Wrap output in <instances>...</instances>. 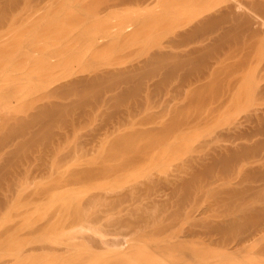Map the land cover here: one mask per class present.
Masks as SVG:
<instances>
[{
    "label": "rangeland",
    "instance_id": "rangeland-1",
    "mask_svg": "<svg viewBox=\"0 0 264 264\" xmlns=\"http://www.w3.org/2000/svg\"><path fill=\"white\" fill-rule=\"evenodd\" d=\"M233 5L0 0V264H264V100L206 86Z\"/></svg>",
    "mask_w": 264,
    "mask_h": 264
},
{
    "label": "bare ground",
    "instance_id": "bare-ground-1",
    "mask_svg": "<svg viewBox=\"0 0 264 264\" xmlns=\"http://www.w3.org/2000/svg\"><path fill=\"white\" fill-rule=\"evenodd\" d=\"M239 1H241V0H235V5H233V6H236V10H238L237 9V7H239L240 9H242V10H240L239 9V11H236V14H237V12L239 13V16H236L235 14H231V13H235V10L233 11L232 10V8L234 9V7H232L231 6V10L229 9V11L231 12V11H233V12H226V11H228V9L225 11V10H223L222 12H226V13H228L229 14V17H231V19H232V17L234 16L235 18H233V20H230L228 17H222V18H225L226 19V23H225V25L228 23V21H227V18L229 19V24H230V21H233V27H234V29H232L231 27H228L227 25V29L226 28H224V27H226V26H223L224 25V22L223 23H221L222 21H220V20H217V19H220L221 18V16H220V18L216 15V17H218L217 19L216 18H208V19H206L205 20V26H206V28H207V22H208V24L210 23V20H212V23H213V21H214V19L215 20H217L220 24H219V27L216 29V31L213 33H210L209 34V32H208V34L205 32V34L206 35H204V42H205V53H204V55L206 56V58L208 59H205V62L207 61V65H206V67L205 68H207V69H205L206 71V79H208V81L206 80V86L208 87L207 88V90L210 88V86H211V84H212V78L214 77V76H216V78L218 77V79L219 80H221V81H223L224 82V85H222V86H226L225 88H227V82L229 83V85L230 86H228V87H230L229 89H231V90H229V93L232 91V90H234V92H232V94L231 95H233V97L236 99V98H241V99H247V98H249V97H251V100H250V98H249V100L251 101V103H249V101H248V104H250V105H248L247 106V108H250L252 105L251 104H253V100H254V98H258V100H264V0H252V2L250 1V3L251 4H247V3H245V1L246 0H243L244 1V3H245V5H249V8H247L246 6L244 7L243 5H241V4H244L243 3V1L242 2H240L239 3ZM237 2V3H236ZM247 2L249 3V0H247ZM229 4V3H228ZM223 6V5H222ZM225 6H227V5H225ZM224 6V7H225ZM221 8H223V7H221ZM228 8V7H227ZM245 8V9H244ZM247 8V9H246ZM220 9V8H219ZM224 9V8H223ZM244 9V10H243ZM220 11V10H219ZM217 12H218V10H217ZM222 12H219V14L220 15H223V16H225V13L224 14H221ZM230 15H233V16H230ZM238 15V14H237ZM227 16V15H226ZM210 17V16H209ZM221 18V19H222ZM223 21H225L224 19H223ZM218 22H217V24H218ZM211 23V25H213ZM230 26V25H229ZM210 28H211V26H210ZM209 28V29H210ZM209 29L208 30H206V31H209ZM233 31V32H232ZM210 32H211V30H210ZM231 32H232V34H231ZM231 34V35H230ZM227 38V39H226ZM224 41V42H223ZM213 42L214 43H217V44H215L216 46H218V50H216L215 51V53H214V61H209V60H212V57H213V54H211L212 53V50H214L215 49V45H214V47L212 46L213 45ZM218 43H219V45H218ZM223 44V45H222ZM220 45H221V49H222V51H221V49L219 48L220 47ZM212 48H214V49H212ZM217 48V47H216ZM219 49H220V51H219ZM218 51V52H217ZM205 56H204V58H205ZM210 56H212V57H210ZM209 57L211 58V59H209ZM209 61V62H208ZM211 62V63H210ZM213 63V64H212ZM206 64V63H205ZM216 78L214 79V80H216ZM216 82V81H215ZM216 86V85H215ZM217 87V86H216ZM215 87V88H216ZM214 87H213V90L215 89ZM219 88H221V86L219 85ZM223 88V87H222ZM221 88V89H222ZM212 89V88H211ZM220 90V89H219ZM225 90V89H224ZM227 90V89H226ZM209 91H212V90H209ZM228 91V90H227ZM226 92V91H225ZM208 93H210V92H208ZM218 93H219V91H218ZM226 93H228V92H226ZM228 93V95H227V97L229 98L230 97V94ZM215 94V93H214ZM223 94V93H222ZM221 94V95H222ZM217 95V97L219 96V94H216ZM225 95V94H224ZM209 96H211V94H209ZM223 96V95H222ZM213 97H214V95H213ZM220 97V96H219ZM225 97V96H224ZM226 97V98H227ZM225 98V100H227L226 102H228V103H230L231 101H232V97H231V100L229 101V99H226ZM208 99V98H207ZM216 99H218V98H216ZM223 99V98H222ZM224 100V99H223ZM257 100V101H258ZM208 101V100H207ZM206 101V102H207ZM236 101H238V99L236 100ZM243 101V100H242ZM225 102V101H224ZM224 102H222L221 103V101L220 102H217V104H219V103H221V110H222V105L224 104ZM225 102V103H226ZM234 102V101H233ZM255 102V101H254ZM209 103V102H208ZM212 103H213V101H212ZM239 103V102H238ZM243 103V102H242ZM256 103V102H255ZM261 103H262V101H261ZM207 104V103H206ZM211 104V103H210ZM233 104V103H232ZM235 104V103H234ZM245 104V103H244ZM247 104V103H246ZM259 104V103H258ZM212 105V104H211ZM211 105H210V107H211ZM225 105V104H224ZM230 106H231V104H229ZM237 106H239L238 104H236ZM227 106V105H226ZM226 106L224 107V108H226ZM229 106V107H230ZM236 106V107H237ZM243 105H241V108L243 109H240V108H238V110L237 109H235V110H237V113H238V111L239 112H241V114H243L244 113V110H247V108H246V106L244 105V107L245 108H243L242 107ZM209 107V106H208ZM209 107V108H210ZM219 107V106H218ZM229 107L227 106V110L229 109ZM234 107V106H233ZM235 107V108H236ZM258 107V106H257ZM262 107V106H261ZM208 108V109H209ZM212 108V107H211ZM210 108V109H211ZM219 108V109H220ZM231 108V107H230ZM251 108H253V107H251ZM255 108V109H254ZM252 110L253 111H255L256 110V112H257V109H256V106L254 107ZM263 108V107H262ZM219 109H217L218 111H220ZM224 110V109H223ZM232 110H234L233 108H232ZM209 112H210V110H208ZM226 111V110H225ZM242 111H243V113H242ZM251 111V110H250ZM262 111H264V110H262ZM220 113V112H219ZM225 113V112H224ZM232 113V115L231 114H229L228 113V115H230V117H232V119L234 120V118H233V113H236V111H234V112H231ZM236 113V114H237ZM249 113V112H248ZM251 114H253L252 112H250ZM258 113V112H257ZM260 113H262L263 114V112H260ZM235 114V115H236ZM246 114V113H245ZM261 114V116L263 117L264 115H262ZM210 115V114H209ZM223 115V114H222ZM228 115L225 117V118H227L228 117ZM254 115V114H253ZM257 115V114H256ZM259 115V114H258ZM220 116H221V114H220ZM242 116V115H241ZM248 116H250V114L248 115L247 114V117L245 116V118L244 119H248L249 117ZM255 116V115H254ZM253 116V117H254ZM261 116H259V117H261ZM207 117H209V118H211L210 116H207ZM230 117H228L229 119H230ZM234 117H236V116H234ZM239 117H240V115H239ZM242 117H244V115L242 116ZM256 117V116H255ZM252 118L251 117V119L250 120H254V119H259L258 118V116L256 117V118ZM223 118H224V116H223ZM237 118V117H236ZM208 119V118H207ZM221 119V117L219 118V120ZM241 119V118H240ZM208 120H210V119H208ZM233 120H231L230 119V121H233ZM238 120V119H237ZM243 120V119H242ZM245 120V121H246ZM261 121L263 120L264 121V119L262 118V119H260ZM259 120V121H260ZM221 121V120H220ZM225 121H226V119H225ZM240 121V120H239ZM258 121V120H257ZM260 121V123H261V125H262V122ZM209 122H211V121H209ZM236 122H238V121H236ZM242 122V121H241ZM252 123H254V121H251ZM233 124L235 123V121L234 122H232ZM231 123V124H232ZM239 123V122H238ZM238 123H235V125L237 124L238 125ZM251 123V125H253ZM259 123V122H258ZM264 123V122H263ZM232 124V126H234ZM255 124V123H254ZM237 125L235 126V128H236V130L233 128V134L231 135V136H233V135H235L234 134V130L235 131H238L237 130V128H239V126L237 127ZM243 125H245L244 123H243ZM256 125V124H255ZM260 125V126H261ZM225 126V130L226 131H228L229 130V127L227 126V124L226 125H224L223 124V126L222 127H224ZM226 126L228 127V129H226ZM232 126H230V127H232ZM246 126V125H245ZM258 126H259V124H258ZM258 126H255L257 129H259L258 128ZM248 127H249V125H248ZM263 127H264V124H263ZM240 128H241V126H240ZM243 128V127H242ZM245 128V127H244ZM243 128V129H244ZM251 128H253L254 129V126L253 127H251ZM261 128H262V126H261ZM248 129V128H247ZM250 129V128H249ZM252 129V130H253ZM242 130V129H241ZM251 130V131H252ZM264 128L261 130H259V132L261 131V132H263L264 133ZM226 131H224L225 132V135L227 136V133H226ZM245 131H247L246 129H245ZM244 131V132H245ZM250 130H248L247 132H249ZM254 131V130H253ZM253 131H252V133L250 132V134H252V136L251 137H253L255 134H259L258 133V131L255 129V133H254V135H253ZM229 132V131H228ZM238 132H240V130L238 131ZM238 132H235L236 134L238 133ZM243 132V131H242ZM243 132V134H245V135H243L242 134V136H243V138H244V136H246L248 133H244ZM260 132V133H261ZM232 132L230 131V133L228 134V135H230ZM241 133V132H240ZM262 133V134H263ZM224 135V133H222V136ZM260 135V136H259ZM258 136H256V138L258 137L260 140H262V138H260L262 135L261 134H259ZM264 135V134H263ZM237 135H235L234 136V140H235V137H236ZM238 136H240L239 134H238ZM250 136H249V140L247 139V141L249 142L250 141ZM223 137H225V136H223ZM229 137V136H228ZM246 137H248V136H246ZM241 138V136L239 137V139ZM254 138V137H253ZM253 138H252V140H253ZM263 138H264V136H263ZM231 139V138H230ZM257 139H255V141H256ZM246 141V142H247ZM264 141V140H263ZM233 142V141H232ZM238 142V141H237ZM240 142V141H239ZM243 142V144L240 146V144H239V147L240 148H242V146L243 145H245V143H244V141H242L241 140V142L240 143H242ZM256 142H260V141H256ZM262 142V141H261ZM260 142V144H262V143H264V142H262L261 143ZM253 143V142H252ZM235 144H237L236 142H235ZM234 144V145H235ZM249 144H251V143H249ZM249 144H247L246 146H249ZM255 144V143H254ZM233 145V144H232ZM233 145V146H234ZM251 146H252V144H251ZM257 146H258V144H257ZM257 146H256V148H255V146H253L254 148V151L256 150L257 151ZM237 147H238V145H237ZM236 147V148H237ZM245 147V146H244ZM259 147H262L261 145H259ZM234 148V147H233ZM233 148H230V149H233ZM240 148H239V150H240ZM247 148V147H246ZM246 148H245V150L242 148L241 150H244L243 152H241V151H237V150H234V151H237V152H241V153H243V154H245L244 152H247L249 149L247 148V151H246ZM249 148H250V150L252 151V147H250L249 146ZM263 148H264V145H263ZM262 148V149H263ZM230 149H228V150H230ZM261 149V148H260ZM260 149H258L259 151H260ZM225 151H227V150H225ZM232 151V150H231ZM231 151H228L227 153H229V152H231ZM254 151H252L253 153H255ZM262 151V150H261ZM264 151V150H263ZM236 152V153H237ZM249 153H250V151H248ZM258 152V151H257ZM226 153V155H223V157H222V159L223 158H225V157H228L227 154ZM235 153V152H234ZM233 153V154H234ZM262 153V152H261ZM230 154V153H229ZM233 154H230V155H233ZM242 154V155H243ZM246 154H248V153H246ZM246 154H245V156H246ZM258 154H260V152L258 153ZM238 155H240L239 153H238ZM252 155H256V153L255 154H252ZM261 156H259L258 155V157H261V159H263L262 158V156L264 155V154H260ZM225 156V157H224ZM241 156V155H240ZM240 156H238V157H240ZM232 157V159H233V161L235 160V161H237L235 158H237V156L236 155H234V156H231ZM230 156L228 157L229 159L231 158ZM233 157H235V158H233ZM242 157V156H241ZM256 157V156H255ZM254 157V158H255ZM246 158V159H245ZM244 159L242 158V160H240V158H237L238 159V161H239V163H241V161H242V164H243V162L245 161V160H248L247 159V156L245 157ZM253 157H252V163H254L255 165H256V163H260L259 161V158H255L256 160H254V162H253V159H254ZM227 159V158H226ZM224 159V160H222V161H224V163L225 162H227L228 164H231L232 162L229 160V159ZM244 160V161H243ZM250 161H251V159H249ZM258 161V162H257ZM230 162V163H229ZM248 162V161H247ZM264 162V161H263ZM262 161H261V163H263ZM249 163V162H248ZM226 164V163H225ZM227 164V165H228ZM245 164V163H244ZM243 164V165H244ZM242 165V166H243ZM248 165V164H247ZM254 165V166H255ZM245 166V165H244ZM250 166L251 167H254L253 165H251V163H250ZM257 166V165H256ZM263 165H261V169H263L264 167H262ZM240 167V169H241V165L239 166ZM259 169H260V167H258ZM252 169V168H251ZM264 170V169H263ZM263 220V219H262ZM263 222H264V220H263ZM256 223V222H255ZM262 223V222H261ZM254 226H255V224H253ZM257 227V229H258V226H256ZM260 228V227H259ZM260 229H262L263 230V228H260ZM259 229V230H260ZM261 232V231H260ZM259 233V232H258ZM257 233V234H258ZM256 234V236L258 237V235ZM261 234V233H260ZM264 234V233H263ZM247 237V236H246ZM264 237V236H263ZM253 238H255V237H253ZM245 239V238H244ZM235 240V239H234ZM250 240V239H249ZM252 240V239H251ZM264 240V239H263ZM242 242H243V240H242ZM241 242V243H242ZM247 242H249V241H247ZM246 242V243H247ZM258 242V241H257ZM261 243H262V240H261ZM250 244V243H249ZM254 244V243H253ZM255 244H257V243H255ZM254 244V245H255ZM264 244V243H263ZM251 245V244H250ZM250 245H247V246H250ZM246 246V247H247ZM256 246V245H255ZM254 246V247H255ZM261 247V246H260ZM264 247V246H263ZM245 248V247H244ZM257 248V247H256ZM252 249V248H251ZM250 249V250H251ZM255 249V248H254ZM264 249V248H263ZM262 249V250H263ZM249 250V251H250ZM262 250H260V252L262 251ZM46 251V250H45ZM259 252V251H258ZM264 252V251H263ZM250 254H251V252H250ZM259 254V253H258ZM264 254V253H263ZM253 255V254H252ZM261 255H262V253H261ZM246 256V255H245ZM250 256V255H249ZM257 257V256H256ZM260 257V256H259ZM247 259V258H246ZM245 259V260H246ZM249 259V258H248ZM256 259V258H255ZM264 259V258H263ZM261 260V259H260ZM249 261V260H248ZM251 261V260H250ZM259 261V260H258ZM263 261V260H262ZM246 262H247V260H246ZM256 262H257V260H256ZM255 262V263H256ZM254 263V264H255ZM248 264V263H247ZM252 264V263H251Z\"/></svg>",
    "mask_w": 264,
    "mask_h": 264
}]
</instances>
